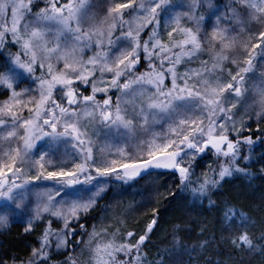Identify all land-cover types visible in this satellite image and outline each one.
<instances>
[{
    "label": "snow or ice",
    "instance_id": "1",
    "mask_svg": "<svg viewBox=\"0 0 264 264\" xmlns=\"http://www.w3.org/2000/svg\"><path fill=\"white\" fill-rule=\"evenodd\" d=\"M262 125L264 0H0V226L27 217L0 264H214L213 245L216 264H264V197L213 199L249 175ZM152 175L169 205L214 214L211 236L177 219L153 256L156 206L142 229L97 227L113 181Z\"/></svg>",
    "mask_w": 264,
    "mask_h": 264
},
{
    "label": "trees",
    "instance_id": "2",
    "mask_svg": "<svg viewBox=\"0 0 264 264\" xmlns=\"http://www.w3.org/2000/svg\"><path fill=\"white\" fill-rule=\"evenodd\" d=\"M228 0H215L213 1L216 5H224ZM227 4V3H226ZM182 10L178 7L176 11ZM253 130L256 128V123L253 120ZM261 127H264L262 125ZM248 152V148L245 149ZM251 156V166L248 168L249 175L245 177L243 174H236L234 177L228 178V183L224 185L221 189L223 193L222 196L214 197L213 199H224L230 198L238 200L241 204L250 205L255 207L260 204L261 198L264 197V174L261 173L262 163L260 162V157L264 154V144H261L258 140L254 141L253 146L250 151ZM164 176L156 177L152 175L150 177H145L140 179L134 185H129L128 187L115 183L114 181L110 185V190L105 195L104 199L100 201V209H107L106 211H100L96 215V220L94 223L99 228L102 223H107L106 218L113 217L117 212L127 213L129 216L128 224L132 228L142 229L147 216L145 213L151 211L152 206L159 207L163 216L160 218V226L156 230L152 239L148 241V250L155 255L157 248L171 247L172 237L169 233L172 232L173 224L172 222L177 219L191 220L196 224L201 222L206 223L209 228V236H211V228L213 226L212 222L214 219V214L211 212L203 213L197 215V211L193 210L189 212L187 210V205L180 195L172 203L168 204L161 198L157 197L156 189L159 188L163 191ZM183 196L191 199L190 193H184ZM145 205L146 207H140ZM207 207V205H205ZM132 209H136L132 211ZM139 221V225L137 222ZM184 227L189 228L193 225L185 224ZM199 231V228H196ZM24 235V229L19 222L9 224L0 228V255H8L9 257L17 254H21L24 250V245L22 242V237ZM35 239V237H31ZM167 239V244L161 243ZM195 237L193 236L191 240L185 241V243H194ZM224 251L227 248L224 247ZM217 247L213 245L210 249L211 257L216 264L221 258L216 255ZM185 261L187 256L184 257ZM11 264V262H10ZM245 264H248L247 258ZM251 264H260L259 260H252Z\"/></svg>",
    "mask_w": 264,
    "mask_h": 264
},
{
    "label": "rangeland",
    "instance_id": "3",
    "mask_svg": "<svg viewBox=\"0 0 264 264\" xmlns=\"http://www.w3.org/2000/svg\"><path fill=\"white\" fill-rule=\"evenodd\" d=\"M213 1H215V0H213ZM171 2H172V5L174 6V8H175V11H176V9L178 8V7H181V9H183L189 2H190V0H171ZM228 1H226V3H227ZM92 3L94 4V5H96V4H99V3H101V0H92ZM225 3V4H226ZM224 4V5H225ZM217 5V4H216ZM224 5H218V6H220L221 7V9H223V6ZM181 11V10H180ZM176 12H179V11H176ZM167 37L165 36V39H166ZM21 87H25V85H21ZM115 183H118V184H120V185H124V186H126V187H128L130 184H124L122 181H114ZM15 222H19V224L21 223V225H22V227L24 226V225H26L27 224V217H16V218H12V217H10L9 218V221H8V223H7V225H9V224H12V223H15ZM7 225H5V226H7ZM3 226H0V228H2ZM23 229H24V227H23Z\"/></svg>",
    "mask_w": 264,
    "mask_h": 264
}]
</instances>
